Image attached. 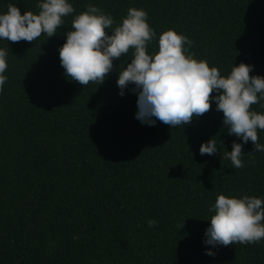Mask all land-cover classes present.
<instances>
[{
	"label": "trees",
	"instance_id": "1",
	"mask_svg": "<svg viewBox=\"0 0 264 264\" xmlns=\"http://www.w3.org/2000/svg\"><path fill=\"white\" fill-rule=\"evenodd\" d=\"M40 2L0 0V14L9 4L21 15L38 14ZM68 2L74 12L52 37L0 39L8 50L0 91V264H264V239L204 243L218 194L264 200V152L228 134L215 101L190 124L149 126L135 118V86L121 96L116 83L132 49L113 60L100 85L71 80L59 59L72 19L91 4L112 16L113 27L129 8L145 10L156 33L150 55L171 29L192 40L188 51L222 76L244 63L250 76L264 77V0ZM261 104L250 110L264 114ZM257 133L264 144V130ZM210 138L217 152L201 155ZM233 142L242 144L239 169L225 158Z\"/></svg>",
	"mask_w": 264,
	"mask_h": 264
},
{
	"label": "clouds",
	"instance_id": "2",
	"mask_svg": "<svg viewBox=\"0 0 264 264\" xmlns=\"http://www.w3.org/2000/svg\"><path fill=\"white\" fill-rule=\"evenodd\" d=\"M37 8L38 14L25 11L21 15L18 7L9 4L6 13L0 14V39L16 43L33 42L42 33L52 37L64 24L62 17L74 12L68 0H41ZM146 21L145 10L129 8L122 22L113 27L115 21L111 15L89 4L86 11L72 19L73 30L66 32V42L59 48L64 75L82 86L89 82L100 85L112 70L113 60L127 56L132 49L131 62L119 70L116 83L121 96L130 83L135 86L132 89L137 94L135 118L141 123L154 126L159 120L173 128L190 124L194 117L208 112L210 100H214L216 110L223 113L228 134L244 143L251 141L255 151L264 152L257 133L258 129L264 130V114L250 110L252 105L264 100V77L250 76L252 66L244 63L233 65L230 73L222 76L217 67H209L206 61L195 59L188 51L185 45L190 47L192 40L171 29L159 35L158 51L150 55L147 45L156 33ZM7 55L8 50L0 49V91L7 80L4 75ZM214 90L219 94L212 96ZM216 152L217 142L213 138L200 145L201 155ZM242 155V144L233 142L225 158L239 169L244 167ZM209 212L214 214L207 219L209 227L204 241L207 245L253 244L264 239L261 198L248 195L229 198L218 194ZM147 223L153 227L156 221L149 219ZM206 254L214 256L212 251L206 250Z\"/></svg>",
	"mask_w": 264,
	"mask_h": 264
}]
</instances>
